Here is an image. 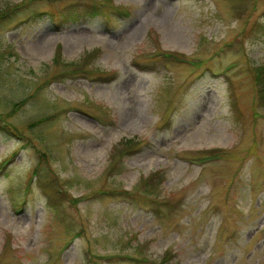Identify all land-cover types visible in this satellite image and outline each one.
I'll return each mask as SVG.
<instances>
[{"label":"rangeland","instance_id":"374dc122","mask_svg":"<svg viewBox=\"0 0 264 264\" xmlns=\"http://www.w3.org/2000/svg\"><path fill=\"white\" fill-rule=\"evenodd\" d=\"M81 1L0 0V264H264V0Z\"/></svg>","mask_w":264,"mask_h":264},{"label":"trees","instance_id":"16d2710c","mask_svg":"<svg viewBox=\"0 0 264 264\" xmlns=\"http://www.w3.org/2000/svg\"><path fill=\"white\" fill-rule=\"evenodd\" d=\"M21 12H24V7H20V5H17L15 7L11 8H6L0 10V26L3 24H6L10 20H12L13 17L17 16ZM110 13H113L115 15H123L125 12L121 7H116L112 10L109 11ZM106 13L104 7L100 5L95 0H83L80 3H72L69 8L63 9L61 11L62 17H66L70 20L77 21L81 20L83 17H105L106 18ZM255 89H256V98H257V103L259 104L260 101H264V67L262 68L257 67L255 71ZM264 103V102H263ZM2 120V119H1ZM7 123L4 122V125ZM2 125L1 127L4 128ZM10 131L11 128H10ZM122 146H117L116 151H120V153L123 152H131L135 151L138 149L139 146H142L141 142L136 141V140H124ZM144 260L145 262L147 259H141Z\"/></svg>","mask_w":264,"mask_h":264}]
</instances>
